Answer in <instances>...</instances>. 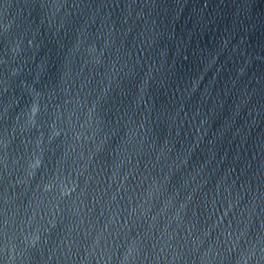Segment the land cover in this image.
Returning <instances> with one entry per match:
<instances>
[{
	"label": "water",
	"instance_id": "obj_1",
	"mask_svg": "<svg viewBox=\"0 0 264 264\" xmlns=\"http://www.w3.org/2000/svg\"><path fill=\"white\" fill-rule=\"evenodd\" d=\"M0 264H264V0H0Z\"/></svg>",
	"mask_w": 264,
	"mask_h": 264
}]
</instances>
